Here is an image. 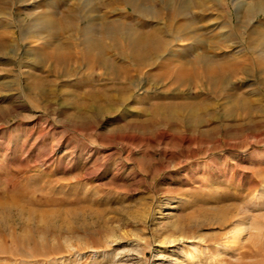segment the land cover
<instances>
[{
	"label": "rangeland",
	"instance_id": "rangeland-1",
	"mask_svg": "<svg viewBox=\"0 0 264 264\" xmlns=\"http://www.w3.org/2000/svg\"><path fill=\"white\" fill-rule=\"evenodd\" d=\"M129 1L0 0V264H264V4H192L194 48L126 78L104 22L162 10Z\"/></svg>",
	"mask_w": 264,
	"mask_h": 264
},
{
	"label": "bare ground",
	"instance_id": "bare-ground-1",
	"mask_svg": "<svg viewBox=\"0 0 264 264\" xmlns=\"http://www.w3.org/2000/svg\"><path fill=\"white\" fill-rule=\"evenodd\" d=\"M153 1L157 3L161 0H153ZM204 1L205 2L208 1V5H209V2L213 0H162L160 3V5H162L161 6L162 10L161 9L158 10L160 7L159 8L154 7V9L157 10H152V12L149 13L151 14L149 18L152 20L146 21L145 23V26H150L149 30H144L141 28L138 29L135 28L134 26L133 27L130 26L129 28L127 27L120 28L121 24L116 20L110 21L112 24H110V22L109 23L104 22L105 23L104 27L107 28V30L105 31L107 32L106 37L108 36L110 38L112 37L121 38L124 41H126L130 46L133 47V51L126 57L128 63L121 67L122 68L121 74L124 77L128 78L130 76L131 65H134L137 69H140V66L142 65H151L159 61L163 62L162 58L165 57L166 59L168 57L167 55L179 56V53H177L176 51L174 52V50H171V46L175 44L176 39H179L184 43L185 41H187L186 43H188L189 46L191 47H193L196 42L200 41L203 35L202 28L207 26L209 23L207 25L205 24L200 25L199 14L197 13L192 14L190 10H192L191 8L193 6L199 7L200 5H204L203 4ZM263 2L264 0H253L248 5L247 11L256 12L259 9L261 11L262 4H264ZM192 4L193 6L191 7ZM129 5L130 7H132L131 9L132 11L144 15L143 9L139 8L142 7L141 6L142 4H139L138 0L130 2ZM126 10L130 12L129 7H126ZM154 21L157 22L158 24L153 25L152 23ZM91 22L92 20L89 21V23ZM121 23L123 24V22ZM175 26L177 27L176 30L174 28ZM169 30L172 33V35L171 33L170 34L166 33ZM164 33L166 34L164 35ZM159 34H161L162 36L158 37ZM145 35H147L146 37L152 36V39L154 40L151 42V44L146 45ZM100 41L101 40H99V42ZM95 43L98 44L97 40L95 41ZM147 46H149L150 48ZM100 51L98 50V52H93L92 50H88L87 53L85 54V58H87V60L89 61L101 62V60L104 59V55L102 56V52ZM67 53L68 52H65L61 49H57L52 53V55L55 58H61L63 56H67L68 55ZM181 58L187 59L186 57L183 56ZM208 58H209L208 54L206 52H203L197 54L196 56L190 58L189 60L180 59L177 60L173 66L170 67L167 66V71L176 74L177 80H181L183 77L188 78L195 75L196 71H198L197 64L200 62L207 63ZM190 62L193 63L196 62V65L189 66ZM233 68H237V66L236 63L232 61L219 62L216 64L215 63L212 64L208 62V64H206V72L211 77H213V75L215 77L218 72H223Z\"/></svg>",
	"mask_w": 264,
	"mask_h": 264
}]
</instances>
